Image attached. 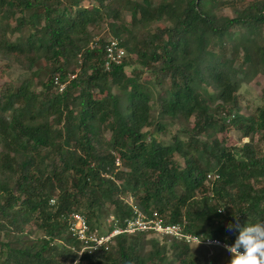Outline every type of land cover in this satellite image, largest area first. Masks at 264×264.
Returning a JSON list of instances; mask_svg holds the SVG:
<instances>
[{
	"label": "trees",
	"instance_id": "obj_1",
	"mask_svg": "<svg viewBox=\"0 0 264 264\" xmlns=\"http://www.w3.org/2000/svg\"><path fill=\"white\" fill-rule=\"evenodd\" d=\"M215 1L0 0V78L20 71L0 83V264L200 263L190 244L166 237L147 240L145 258L144 232L117 234L106 249L77 257L67 230L73 211L100 233L103 215L121 225L135 207L229 245L237 217L241 225L264 221V94L248 116L238 114L235 95L241 81L264 74V42H256L264 0L247 1L232 17L214 16ZM106 19L125 51L108 69L106 41L89 30ZM234 26L244 32L228 48ZM134 63L155 84L167 80L166 93H154L139 70L126 75ZM150 103L159 119L192 117L186 136L163 144L145 130H162ZM225 126L247 141L226 145L217 138Z\"/></svg>",
	"mask_w": 264,
	"mask_h": 264
},
{
	"label": "rangeland",
	"instance_id": "obj_2",
	"mask_svg": "<svg viewBox=\"0 0 264 264\" xmlns=\"http://www.w3.org/2000/svg\"><path fill=\"white\" fill-rule=\"evenodd\" d=\"M229 3L228 4H223L220 5L218 3V0H216L214 3V6L210 9V12L214 16L218 15H223L227 17H232L236 14V10H239L243 4H245L247 1H252V0H226ZM85 3V2H84ZM207 4H211V1H208ZM231 4V5H230ZM28 12H25V15H27ZM121 20L123 23L127 24L129 21V13L128 11L122 9L121 11ZM110 19H106L103 23H101L98 27H93L89 28L91 35L96 39V38H101L104 41H108L111 38H115L114 35L111 33L110 28L107 25V22H110ZM158 25V24H155ZM230 32L234 34L232 39H229L228 41L226 40V46L228 48L231 47V45L234 42H238L240 34H243L244 28H239L237 26H234L230 29ZM23 33L26 34V31L23 30ZM260 37L257 39L256 42H258L260 45L262 42H264V25L260 28ZM250 38L252 36H249ZM240 49L238 51V56H241V51L243 48L241 45L239 46ZM230 49L227 50V54L229 53ZM127 56V55H126ZM130 57L134 58V55H130ZM237 61L234 62L236 64ZM0 65H1V60H0ZM248 67V66H247ZM142 68V69H141ZM73 69L76 71V66H69L68 70ZM139 70L140 75H139V80L144 82V81H149L151 89L154 91V93H158L160 95H164L166 93L167 89V80H161L159 84H155L154 81V76L155 74L152 73L151 71L147 70L146 68L141 67L139 64L134 63L130 67H125L124 72L126 75L132 74V70ZM246 69V67H245ZM20 73L19 69L17 67H12L9 72H7L4 77L0 78V83L3 80H7L8 78L11 79H16L18 74ZM73 76V75H72ZM239 77H242V74L238 75ZM71 77V75H70ZM34 90H39L40 87L38 84H34L32 86ZM114 92L115 89H112ZM264 94V74L261 72L255 73V75L251 77H247V79L241 81V83L238 86V89L235 93L236 95V108L238 114H241L242 116H248L251 115L254 112V108L261 105L262 103V97ZM96 96L101 95V93H95ZM150 120L152 122H160L162 124V130L159 132L154 131V126H149L145 128L148 132H153L154 135L160 139L161 143L166 144L170 142L171 136L172 135H177L181 138H184L186 136V133L184 131H187L192 123H193V118L190 117L186 122H181L177 119L171 120L168 118H158L157 114V106L155 103H150ZM158 120V121H157ZM227 122V119H225ZM100 138L102 139H107L109 136L108 131L101 130L99 134ZM217 138L222 140L226 145L228 146H235L239 147L242 143L247 141V137H242L240 133L235 130L230 128L229 126H225L224 130L220 133L217 134ZM257 139V135H254L253 140L255 141ZM176 160L182 164V159L179 156H175ZM116 163V162H115ZM118 164V163H116ZM125 201L130 202V197H125ZM111 216L112 215H103L101 217V224H100V229H97V231H100V233H105L109 229V225L111 224ZM113 217V216H112ZM26 228H31V226L27 225ZM145 236L144 238V257L148 258V250H149V245L146 243L147 240L150 238H154L159 244L162 242V239L165 237H160L155 234H149V232H144ZM132 234V233H131ZM38 233L35 231L32 233V236H37ZM167 241L169 238H166ZM190 244V251L191 253L199 260V264H229V261L231 260V254L223 249L220 246H215V245H201L197 243H189ZM170 251L168 250L166 252V255L169 256ZM117 255V254H116ZM171 258V257H170ZM173 264H178L177 260H173Z\"/></svg>",
	"mask_w": 264,
	"mask_h": 264
},
{
	"label": "built area",
	"instance_id": "obj_3",
	"mask_svg": "<svg viewBox=\"0 0 264 264\" xmlns=\"http://www.w3.org/2000/svg\"><path fill=\"white\" fill-rule=\"evenodd\" d=\"M124 55L125 51L116 38L106 41L102 62L104 69H108L112 63H120ZM54 83L57 84L58 91L64 87L63 83H57L56 80ZM67 225L69 235L79 242L77 257L85 251L90 253L100 248L106 249L111 238L117 234H130L134 232H149V234L183 241L188 244H198V241L201 240L199 243L201 245L220 246L227 251L224 247L227 243L222 240L184 231L183 223H166L156 212L145 215L135 207H132L131 215L123 219L121 225L111 216V224L105 233H98L95 230L90 231L86 217L75 211L67 214Z\"/></svg>",
	"mask_w": 264,
	"mask_h": 264
},
{
	"label": "clouds",
	"instance_id": "obj_4",
	"mask_svg": "<svg viewBox=\"0 0 264 264\" xmlns=\"http://www.w3.org/2000/svg\"><path fill=\"white\" fill-rule=\"evenodd\" d=\"M223 208L219 210L223 211ZM234 229L238 230L234 243L224 245L231 254L229 264H264V221L241 225L237 217L234 225H228V231Z\"/></svg>",
	"mask_w": 264,
	"mask_h": 264
}]
</instances>
